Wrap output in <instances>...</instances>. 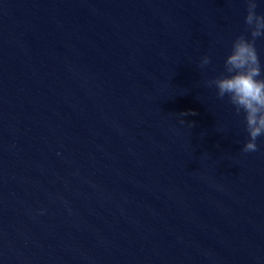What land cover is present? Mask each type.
<instances>
[{
	"label": "clouds",
	"instance_id": "obj_1",
	"mask_svg": "<svg viewBox=\"0 0 264 264\" xmlns=\"http://www.w3.org/2000/svg\"><path fill=\"white\" fill-rule=\"evenodd\" d=\"M245 3L246 34L233 40L224 59L223 72L204 83L215 88L218 99L227 97L237 116L243 113L247 139L241 151L255 153L260 150L258 139L264 138V66L256 49V40L264 37V13L257 12L258 0H245ZM211 63V57L205 55L201 57L199 67L205 69Z\"/></svg>",
	"mask_w": 264,
	"mask_h": 264
}]
</instances>
